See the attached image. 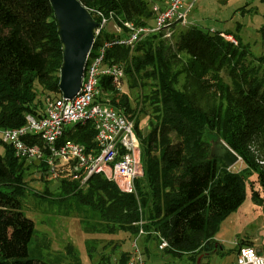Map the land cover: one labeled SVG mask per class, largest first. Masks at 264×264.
<instances>
[{
    "label": "trees",
    "instance_id": "1",
    "mask_svg": "<svg viewBox=\"0 0 264 264\" xmlns=\"http://www.w3.org/2000/svg\"><path fill=\"white\" fill-rule=\"evenodd\" d=\"M80 1L97 22L100 11L106 16L115 15L123 28L122 35L104 30L92 52L103 39L128 34L129 28L122 21L140 27L154 19L153 7L147 0ZM246 6L239 8L241 14L246 12ZM0 24V127L18 128L26 123V114L35 116L43 109L41 95H62L63 44L50 0H0ZM240 29L237 26L234 33L238 46L225 40L222 31L210 32L195 26L176 41L175 47L153 32L133 47L115 44L108 49L106 61L123 65L129 87L140 92L139 101L132 105L130 95L111 89L110 79L103 76L98 96L99 101L135 119L139 137L145 135L140 139L144 174L135 181L137 193L124 192L115 182L96 174L85 188L62 180L56 193L35 195H60L74 200L79 209L94 208L99 221L89 224L92 232L103 229L110 235L119 231L137 235L142 227L146 233L144 255L150 254V243L159 247L161 238L169 244L164 251L178 257H191L212 247L222 221L246 200V175L255 173L264 190V167L250 149L255 143L264 157V21L257 29L262 51L248 65L244 61L252 51L240 36ZM180 52L187 58L180 57ZM224 71L230 76L229 82L221 76ZM183 74L185 82L181 84ZM142 114L150 116L146 134L139 128ZM206 129L241 156L246 166L242 171L228 170L222 160L209 158L202 139ZM95 134L92 122H87L66 131L59 142L72 139L89 149ZM29 141L41 142L35 137ZM3 146L0 264H50L31 255L29 245L35 222L23 212L26 175L37 169ZM245 244L252 242L243 239L237 247ZM105 245L96 264H127L129 250L116 255L118 248ZM88 255L93 260L92 253ZM147 255L144 257L148 260Z\"/></svg>",
    "mask_w": 264,
    "mask_h": 264
},
{
    "label": "rangeland",
    "instance_id": "2",
    "mask_svg": "<svg viewBox=\"0 0 264 264\" xmlns=\"http://www.w3.org/2000/svg\"><path fill=\"white\" fill-rule=\"evenodd\" d=\"M147 1L150 7H153L155 4L162 5L167 0ZM191 4L192 7L189 10L187 21L184 23H176L169 30L159 31L157 35H159L160 40H164L175 47L176 41L188 29L196 26L210 32L222 31L223 34L221 33V35L225 40L238 46V39L234 33L236 32L237 26L238 29L241 26L242 29H240L239 34L246 43H249L252 51V55H248L244 63L248 65L254 60L255 56L260 55L262 41L257 29L264 21V3L260 0L185 1L186 7H189ZM245 5H247L246 12L241 14L239 8ZM113 16L116 21L118 18L115 15ZM119 19L121 20L120 17ZM114 20L112 19L108 22L106 26L107 31L111 32L115 30ZM153 20L151 19L149 22L151 25L154 23ZM179 54L183 59L187 58L184 52H180ZM262 71H264V66L262 67ZM184 76L183 74L180 78L181 84L185 82ZM221 76L225 81H230V76L227 71L222 72ZM110 87L120 93H128L131 97L132 105H136L139 101V90L129 87L126 76L121 89H115L111 84ZM48 95L55 96L54 93ZM45 97L41 95V100L43 101ZM204 102L207 105L209 104V101L205 98ZM147 111L149 112V109ZM149 118V114L140 115L139 128L143 134H146L149 130ZM143 136L145 135H140L139 138L141 139ZM218 137V135L211 133L209 129L203 131L202 139L206 142L209 154L211 153L213 142ZM3 144L0 141V151L4 149ZM258 148L255 143L250 146L252 153L257 158V162L264 167V157ZM245 167L240 156V159L233 166L228 167V170L240 172ZM140 171V177H142L144 174L143 166ZM40 176L35 170L30 171L26 175L28 188L24 198L23 212L35 222L34 233L29 245L32 256L40 258L50 264H69L70 262H77L75 259L80 260L82 264H93L94 260L92 261L89 257V252L92 253L93 258L98 255L100 256L99 252L105 244L110 249L113 247L118 248L116 255H119V251L121 252L123 249L129 250L132 254L134 247L137 246H134L135 242L140 247L137 246L139 250L144 251L145 244L143 239L146 233L141 232V230L144 231L142 227L139 226L137 235L121 231L110 235L103 229H96L92 232L88 228L89 224L99 221L98 214L96 213L97 210L94 208L88 206L79 209L74 200L62 199L60 195H55L53 198L37 197L35 195L36 192L40 194L46 193L49 196L50 194L56 193L61 184L60 181H46L44 178L41 179ZM246 177L247 197L245 202L235 214V211L232 212L222 221L220 230L215 236L224 245L223 250L219 249L215 251L210 248L207 251L208 254L202 256L201 259L199 257L203 249L196 255H191V257L188 254L178 257L166 253L164 249L157 247V244L151 246L150 243L148 251L150 254L148 252L146 253L149 255L145 254L149 260L148 262L145 258L147 264H158L159 260H164L161 264H230L232 263L230 261L233 259L239 241L245 238H256V244L258 247H261V253L264 256V190L260 182L256 181L257 176L255 173L250 172ZM47 189L50 190L49 193L46 192ZM255 191H257V195L253 197ZM89 248L91 249L90 251H88ZM145 255L143 253V256Z\"/></svg>",
    "mask_w": 264,
    "mask_h": 264
},
{
    "label": "built area",
    "instance_id": "3",
    "mask_svg": "<svg viewBox=\"0 0 264 264\" xmlns=\"http://www.w3.org/2000/svg\"><path fill=\"white\" fill-rule=\"evenodd\" d=\"M185 1L168 0L165 6L153 5L152 25L136 27L130 21H122L129 28L128 34L103 39L95 52H92L96 39L106 30L108 22L114 20L113 14L106 16L97 11L99 26L95 28L94 43L87 55L78 93L73 98H65L63 95L46 96L43 109L35 116L26 114L23 126L0 127V141L16 157L35 166L40 178L46 181L68 180L85 188L91 176L100 174L115 182L122 191L137 193L135 181L141 176L142 144L135 128V120L98 100L101 94L99 84L103 76L110 79V84L115 89H121L124 84L123 65L107 62L106 52L115 44L133 47L149 33L169 30L176 23L186 22L192 4L186 7ZM112 32L122 35L123 28L115 21V30ZM87 122H92L96 132L91 148L87 149L72 139L59 142L66 131ZM33 137L41 142H30ZM42 163L44 166H41ZM135 245L138 246L136 242ZM137 246L127 264H147L143 251ZM167 247L168 242L161 238L159 248ZM230 264H264V257L253 245L245 244L238 248L236 259Z\"/></svg>",
    "mask_w": 264,
    "mask_h": 264
},
{
    "label": "water",
    "instance_id": "4",
    "mask_svg": "<svg viewBox=\"0 0 264 264\" xmlns=\"http://www.w3.org/2000/svg\"><path fill=\"white\" fill-rule=\"evenodd\" d=\"M63 44V63L60 69V90L65 98H73L79 91L87 55L99 26L90 10L80 0H50ZM222 160L227 167L233 166L240 156L218 137L212 144L209 158Z\"/></svg>",
    "mask_w": 264,
    "mask_h": 264
},
{
    "label": "crops",
    "instance_id": "5",
    "mask_svg": "<svg viewBox=\"0 0 264 264\" xmlns=\"http://www.w3.org/2000/svg\"><path fill=\"white\" fill-rule=\"evenodd\" d=\"M167 2H168V0L166 1V2H163V4L161 5V6H165L166 4H167ZM238 211V209L234 212V214L236 213ZM245 239H247V238H245ZM214 243L212 244L213 246L212 247H209V248H203V251L201 252V255H200V257H199V259H201V257L202 256H204L205 254H208V249H214L215 251H218L219 249H221V250H223L224 249V245L222 244V242H220L219 240H218V238L217 237H215L214 239ZM248 241H250V242H252V245L258 250V252L259 253H261V247H258L257 246V244H256V241H257V239L256 238H254V239H251V238H248L247 239ZM155 245V244H154ZM153 246V245H152ZM104 247V246H103ZM235 248V247H234ZM102 250H103V248H102ZM102 250H101V252H102ZM226 250V249H225ZM237 250H238V247H236V249H235V252H234V256H233V259L230 261V262H234L235 261V259H236V255H237ZM229 252V251H228ZM262 254V253H261ZM99 256V255H98ZM94 257L93 258V260H94V262H93V264H96V263H98V262H100V260H101V257L99 256V257ZM264 257V256H263ZM199 259H198V261H199ZM92 260V261H93ZM75 261H77V262H70V263H80V264H82L81 263V261L80 260H78V259H75ZM148 262H149V260H148ZM161 262H164V260H159L158 261V264H161ZM229 262V263H230Z\"/></svg>",
    "mask_w": 264,
    "mask_h": 264
}]
</instances>
